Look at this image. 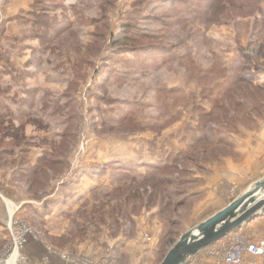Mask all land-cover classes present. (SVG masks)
I'll list each match as a JSON object with an SVG mask.
<instances>
[{"label": "rangeland", "instance_id": "1", "mask_svg": "<svg viewBox=\"0 0 264 264\" xmlns=\"http://www.w3.org/2000/svg\"><path fill=\"white\" fill-rule=\"evenodd\" d=\"M263 178L264 0H0V264H161Z\"/></svg>", "mask_w": 264, "mask_h": 264}, {"label": "water", "instance_id": "2", "mask_svg": "<svg viewBox=\"0 0 264 264\" xmlns=\"http://www.w3.org/2000/svg\"><path fill=\"white\" fill-rule=\"evenodd\" d=\"M263 210L264 178L185 233L169 250L161 264H186L191 257L246 225Z\"/></svg>", "mask_w": 264, "mask_h": 264}, {"label": "built area", "instance_id": "3", "mask_svg": "<svg viewBox=\"0 0 264 264\" xmlns=\"http://www.w3.org/2000/svg\"><path fill=\"white\" fill-rule=\"evenodd\" d=\"M240 234L227 235L218 242V249L222 251L218 259L219 263L224 264H244L247 259L252 258L251 264H264V234L257 240H242ZM228 238V240H227ZM226 242H223L225 241Z\"/></svg>", "mask_w": 264, "mask_h": 264}, {"label": "trees", "instance_id": "4", "mask_svg": "<svg viewBox=\"0 0 264 264\" xmlns=\"http://www.w3.org/2000/svg\"><path fill=\"white\" fill-rule=\"evenodd\" d=\"M46 21H47V19H46ZM57 21H58V18H57ZM59 22L62 24V23H65L64 25L65 26H63V27H61V29H59L57 32H59V33H61V32H63V30H65V29H67L68 27H71V26H73V24L71 23V21H69L68 20V22H64V20H59ZM57 34V33H56ZM131 35L130 34H125L122 38V40L121 41H123V42H128V41H131ZM122 49H123V47H122ZM136 49V48H135ZM140 50V49H139ZM119 51H123V50H119ZM140 64H145L144 63V60L143 59H141L140 60V62H139ZM43 168H42V166L40 165L38 168H37V170H36V173L38 172V171H41ZM166 193H168V192H166Z\"/></svg>", "mask_w": 264, "mask_h": 264}, {"label": "crops", "instance_id": "5", "mask_svg": "<svg viewBox=\"0 0 264 264\" xmlns=\"http://www.w3.org/2000/svg\"><path fill=\"white\" fill-rule=\"evenodd\" d=\"M249 225V224H248ZM247 227V226H246ZM242 229H248V228H241V230ZM250 229V228H249ZM264 234V233H263ZM263 234H261L260 236H258L255 240H257V239H259V238H261L262 236H263ZM58 256V255H57ZM197 256V255H196ZM195 256V257H196ZM58 258L61 260V264H64V261L62 260V258H60L59 256H58ZM187 264V263H186ZM246 264V263H245Z\"/></svg>", "mask_w": 264, "mask_h": 264}, {"label": "bare ground", "instance_id": "6", "mask_svg": "<svg viewBox=\"0 0 264 264\" xmlns=\"http://www.w3.org/2000/svg\"><path fill=\"white\" fill-rule=\"evenodd\" d=\"M261 194H263V193H261Z\"/></svg>", "mask_w": 264, "mask_h": 264}]
</instances>
